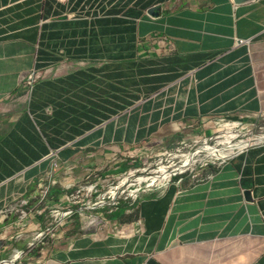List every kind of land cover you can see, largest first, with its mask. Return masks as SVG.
<instances>
[{"label": "crops", "instance_id": "0c3cea01", "mask_svg": "<svg viewBox=\"0 0 264 264\" xmlns=\"http://www.w3.org/2000/svg\"><path fill=\"white\" fill-rule=\"evenodd\" d=\"M262 113L264 0H0V262L264 264L263 144L53 224L92 174Z\"/></svg>", "mask_w": 264, "mask_h": 264}, {"label": "rangeland", "instance_id": "374dc122", "mask_svg": "<svg viewBox=\"0 0 264 264\" xmlns=\"http://www.w3.org/2000/svg\"><path fill=\"white\" fill-rule=\"evenodd\" d=\"M36 75L38 76V74ZM37 76L33 84L39 79ZM227 125L235 126L234 131L240 134L238 140L247 139V134L250 132L255 136H264V113L258 115L252 121H243L239 123L219 121L217 122V129L219 131L217 130L212 136H200L195 139L191 138L183 144L180 143L173 146L172 149L167 150V152L162 155L145 152L142 154V157L137 159L134 158L133 162L127 161L126 163H128L129 166L124 172H119V169L113 166L110 168L111 171L105 175L101 172L92 174L90 177L78 182L77 185L68 188L69 194L71 191L74 193L78 190V186L87 189L75 193L73 203L65 201L54 209V214L56 215L55 223H53L54 226L57 227L58 225V229L65 226V222L67 221L66 217L73 218L80 226L83 223H87L89 219H94L97 223L101 218H104L105 214L108 215L110 209H115L114 205L116 203H118L120 207L124 202H133L138 199L141 195H144L147 190L155 192L160 187H156V185L148 186L149 182H142L139 184L136 180L139 177H161L158 172L160 166L167 168L166 175L168 174V176H170L169 183L179 176H185L194 172L199 173L200 170L204 168L217 165L222 161H204L202 163L189 165L191 163H189L188 160L185 161V159L189 156L191 159H196L200 154V156H203L202 153H197L196 151L203 146L204 140L210 146L215 145L218 140L217 138H219L220 133L224 131ZM174 154L177 156L173 157ZM192 154H194V156H191ZM133 164H136V166ZM200 176L202 175H199L197 178H200ZM68 210H71L73 214L66 215L65 213Z\"/></svg>", "mask_w": 264, "mask_h": 264}, {"label": "bare ground", "instance_id": "6f19581e", "mask_svg": "<svg viewBox=\"0 0 264 264\" xmlns=\"http://www.w3.org/2000/svg\"><path fill=\"white\" fill-rule=\"evenodd\" d=\"M234 129H235V126H228L227 125L224 128V131L220 133L219 138H217L218 140L216 141L215 145H213V146L208 145L204 140L203 146H201L199 148V150L196 151L197 153H202L203 156H200L201 155L200 154L197 156L196 159H191L190 156L189 157L184 156V157H186L185 161L188 160L189 163H191L189 165L202 163L204 161H208V162H210V161H224L225 159H227V158H229L235 154H238V153L244 151L245 149H247L251 146L264 144V136H255L251 132L247 134L248 135L247 139H239L238 140V137L240 136V134L238 132L234 131ZM175 156H177V155L174 154L173 157H175ZM191 156H194V154H192ZM166 169L167 168L164 166H160L158 168V172L160 173L161 177H150V178L139 177L136 180V182L139 184L142 182H149L148 186L160 185V184L162 186H165L166 183L168 182V177H169L168 174L166 175V172H167Z\"/></svg>", "mask_w": 264, "mask_h": 264}, {"label": "built area", "instance_id": "2783aa9c", "mask_svg": "<svg viewBox=\"0 0 264 264\" xmlns=\"http://www.w3.org/2000/svg\"><path fill=\"white\" fill-rule=\"evenodd\" d=\"M241 41H239V43H240ZM35 79H36V72H30L29 74H27V76L25 77V85H26V87H27V92L28 93H30L31 91H32V89H33V86H34V82H35ZM220 121H226V120H220ZM231 122V121H230ZM264 145V144H263ZM169 179H170V176L168 177V181H169ZM168 183V182H167ZM79 188H78V190H76L74 193H73V191H71L70 192V194L68 193V195H67V199H68V202L69 203H73V200H74V194L75 193H78V192H80V191H84V190H86L87 188H85V187H82V186H78ZM156 187H162V185L160 184V185H156ZM46 190H44V188L40 191V193H42V195L44 196L45 194H46ZM18 205L22 208V207H24L25 205H26V201L23 199V200H19L18 201ZM116 205L118 206V203H116L114 206H115V208H116ZM53 213H54V211H53ZM19 217L20 218H23V217H25V215H26V212L24 211V210H20L19 211ZM66 215H72L73 214V212L71 211V210H68L66 213H65ZM56 216V215H55ZM88 226H90V225H92V226H94L95 224H97L96 222H95V220L94 219H89V221L86 223ZM40 236H42V234H39L38 235V237H40ZM22 256V252H19L18 254H16V257L15 258H13V259H11V260H9V261H7V260H5V261H2V262H0V264H13L16 260H18L20 257Z\"/></svg>", "mask_w": 264, "mask_h": 264}, {"label": "trees", "instance_id": "16d2710c", "mask_svg": "<svg viewBox=\"0 0 264 264\" xmlns=\"http://www.w3.org/2000/svg\"><path fill=\"white\" fill-rule=\"evenodd\" d=\"M128 163H124V164H122L121 166H120V168H119V172H124V171H126L127 169H128ZM122 205V204H121ZM120 205V206H121ZM117 208V210L120 208L119 206H116ZM115 212V211H114ZM113 213V211L112 212H110L109 214H108V216H110V214H112ZM107 216V217H108Z\"/></svg>", "mask_w": 264, "mask_h": 264}, {"label": "water", "instance_id": "95a60500", "mask_svg": "<svg viewBox=\"0 0 264 264\" xmlns=\"http://www.w3.org/2000/svg\"><path fill=\"white\" fill-rule=\"evenodd\" d=\"M235 1H237V0H235Z\"/></svg>", "mask_w": 264, "mask_h": 264}]
</instances>
